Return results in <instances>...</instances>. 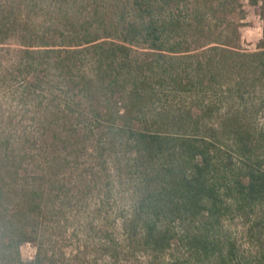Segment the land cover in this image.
Masks as SVG:
<instances>
[{
    "label": "trees",
    "instance_id": "trees-1",
    "mask_svg": "<svg viewBox=\"0 0 264 264\" xmlns=\"http://www.w3.org/2000/svg\"><path fill=\"white\" fill-rule=\"evenodd\" d=\"M52 1L59 8L61 2L74 4L76 0ZM121 1L124 4L118 18L107 28L113 30L109 37L112 44L103 52H95L92 58L90 54L83 56L71 50L72 44L66 42L63 34L47 38L53 53L59 46H65L56 58L51 57L52 65H61L65 70L61 80L59 77L54 80L66 89L64 103H55L56 94L49 79L51 64L42 65L43 54L32 45L22 48L31 60L23 59L15 68L0 74V84L8 77L17 84L18 109L30 113V109L38 108L42 125L35 137L41 146L37 157L27 156L24 145L10 150L8 139L5 154L0 156V264H69L71 260L66 262L62 246L71 214L69 207L86 199L91 184L101 185L100 207L112 200L114 187H118L122 197L126 196L127 215L119 223V229L122 236L131 240L132 255L135 250L149 257L166 251L172 255L181 252L199 257V264H235L236 240L218 232L219 218L229 206L236 210L243 224L250 225L248 232L263 242L264 168L263 161L255 156V141L249 131L244 129L234 140L242 161L234 167L236 172L223 174L216 160V143L202 137L197 140L196 135L168 134L170 131L162 128L153 130L149 125L139 127L148 88L138 76L142 72L125 70L134 69L129 60L132 46L142 44L156 56V70L163 69L165 73L163 63L173 56L164 52L181 48L193 26L211 31L218 23V14L220 19L228 17L225 5L212 2L207 13L202 14L199 12L202 0ZM245 1L256 7L261 0ZM26 7L29 8L28 3L23 0H0V47L16 36H20L16 41L25 39L20 26ZM75 12L65 17L72 26L73 37H81L86 44L96 43L100 31L106 30L101 27V20L93 21L97 26L92 29L91 20L98 17L82 18L81 11ZM57 20L50 17L52 25L58 26ZM74 26L80 30L73 29ZM88 47L96 49L100 45ZM116 53L122 58L117 59ZM215 56L217 61L215 57L207 59L209 66L226 57ZM140 66L136 69L141 70ZM148 67L153 70L154 65L150 62ZM203 67L198 60L191 71L199 73ZM75 69H82L79 83L71 76ZM99 73H103L101 78ZM257 73L264 74L263 61L257 66ZM97 77L105 84L100 85ZM43 95L45 102L40 99ZM187 114L191 115L190 111ZM195 116L194 124L200 118L198 114L192 117ZM231 121L238 122L239 118ZM85 155L92 158L89 164L80 162ZM232 158L231 154L218 159L220 163L224 161L226 168L232 165ZM226 175L227 182L218 181ZM101 227V232L111 235L104 225ZM113 242L100 239V243L107 245L101 244L107 253L102 257L105 264H114L119 253ZM24 243L35 244L36 250L34 258L27 262L22 261L19 253ZM79 249L80 246L72 256L76 260L82 252Z\"/></svg>",
    "mask_w": 264,
    "mask_h": 264
},
{
    "label": "rangeland",
    "instance_id": "rangeland-1",
    "mask_svg": "<svg viewBox=\"0 0 264 264\" xmlns=\"http://www.w3.org/2000/svg\"><path fill=\"white\" fill-rule=\"evenodd\" d=\"M212 2L215 5L223 3L228 17L220 19L218 14V23L211 28V31L207 28L197 30L193 26V29L188 31V39L181 48L178 46L177 51L172 53L164 52L172 55V60L166 58L165 64L158 60L165 66V73L163 69L156 70L154 63L156 56L150 53L152 50H147L142 44L132 46L129 60H131L130 66L134 69L125 68V70L132 73L142 72L138 76L148 88L145 97V113L139 127L149 125L153 130L155 128L168 130L170 131L168 134L177 132L178 135H196L197 140L201 137L207 138L206 140L218 146L216 148L218 149L217 163L221 172L228 175L233 171L236 172L237 168L234 167L242 162L241 153L237 150L234 140H237L236 138L246 129L255 141V156L263 161L264 168V74L257 73L260 61L264 62V0H261L256 7L250 6L245 0H202L199 2V12L203 14L208 11ZM23 3H28L29 6L21 14L23 21L20 29L24 30L25 39L16 41V37H20L16 36L0 47V74L4 70L15 68L24 61L23 59L31 60L32 58L27 56L22 48L32 45L34 50H41L45 61L42 65L51 64L49 79L53 85L51 90L56 94L54 95L55 103H64L66 98L63 91L66 89L62 83L58 85L59 83L56 84L54 80L60 78L65 70L61 65L57 67L52 65L51 57L56 58L63 50L61 48L65 46H59L61 48L53 53L50 51L51 47L47 38L63 34L66 42L72 44L71 50L75 53L81 52L83 56L86 53L90 54L89 58H92L95 52H103L109 47V43L112 44L109 37L113 35V30L107 28H110L109 25L118 18L120 7L124 2L121 0H76L74 4L72 1L61 2L59 8L55 7L52 0H23ZM71 4L74 7L70 8V12L76 10L75 14H77L81 11L80 17L87 16L90 19L96 15L97 20L92 19V22L101 20V27H105L106 30L100 31L96 43L86 44L81 37H73L72 26L67 24L65 18L70 16L67 10ZM50 10L53 12L50 13ZM192 16L191 11L190 17ZM50 17L58 18V26L51 24ZM93 24L92 29H96L97 25L94 22ZM73 29L80 30L76 26ZM69 33L72 36H69ZM103 36L105 38H100ZM198 36L201 37L200 41ZM104 41L106 44H103ZM18 44L23 47H18ZM94 44H99L100 47L96 49L88 47ZM215 55L226 57L221 63L209 66L206 63L207 59L215 57L217 61L218 56ZM116 56L117 59L122 58L118 53ZM198 60L203 62L204 67L201 72L193 73L191 67L196 65ZM150 62L154 65L153 70L148 67ZM139 64H142V67ZM137 66L142 69H136ZM78 70L75 69L71 75L77 83L81 81L80 74H82V69ZM98 76L101 78L103 73H99ZM96 81L100 85L105 84L104 81L101 83L98 77ZM18 90L17 84L10 77L0 84V156L5 154L10 142V150L20 149L24 145L27 156L37 157L41 147L37 142L38 139L35 138L42 127L38 120L40 111L38 108L30 109V113L19 110ZM40 99L45 102L46 95ZM71 111L74 112V109ZM188 111L191 115L187 114ZM195 114L200 117L196 124L194 120L197 115L192 117ZM237 117L238 122L231 121L237 120ZM189 118L192 119L189 120ZM22 132L26 136L22 135ZM235 134L236 137H234ZM7 139L8 142H6ZM231 154L232 165L224 168V161L220 163L218 158L221 156L227 158ZM90 159H92L90 155H85L80 162L83 164L88 161L87 164H89ZM216 177L218 178L217 175ZM227 178L226 175L225 179L218 181L227 182ZM117 188L114 187L112 200L100 207L98 200L103 194L101 185L91 184L86 199L82 203L73 202L70 205L71 214L67 220L66 238L62 243L66 262L71 260L69 264H105V258L102 257L107 254L103 251L104 246L107 245L100 243L102 238L114 240V248L119 252L114 258V264H199L200 258L189 253L182 255L183 253L180 252L172 255L166 251L164 254L149 257L135 250L132 255L131 240L122 236L119 229V223L127 215L126 196L122 197ZM222 190H224L223 187ZM102 225L111 232V235L100 231ZM249 226V224H243L236 210L229 206L225 214L219 218L218 232L221 236L228 235L236 240L238 256L234 261L235 264H264V239L260 243L254 234L248 232ZM34 245L28 246L24 243L20 246L19 253L22 261L27 262L30 258V260L34 258L36 252ZM78 246L82 252L79 260H76L72 256L75 250H78Z\"/></svg>",
    "mask_w": 264,
    "mask_h": 264
},
{
    "label": "built area",
    "instance_id": "built-area-1",
    "mask_svg": "<svg viewBox=\"0 0 264 264\" xmlns=\"http://www.w3.org/2000/svg\"><path fill=\"white\" fill-rule=\"evenodd\" d=\"M25 244H27L28 246H30L31 244L30 243H25ZM31 259V258H30ZM30 259H29V261H30Z\"/></svg>",
    "mask_w": 264,
    "mask_h": 264
}]
</instances>
